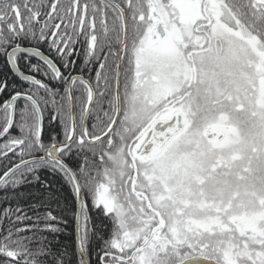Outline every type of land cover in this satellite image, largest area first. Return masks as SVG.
Here are the masks:
<instances>
[{"label":"snow or ice","instance_id":"6c2138e0","mask_svg":"<svg viewBox=\"0 0 264 264\" xmlns=\"http://www.w3.org/2000/svg\"><path fill=\"white\" fill-rule=\"evenodd\" d=\"M45 171L81 264H264V0H0V264H65Z\"/></svg>","mask_w":264,"mask_h":264},{"label":"trees","instance_id":"16d2710c","mask_svg":"<svg viewBox=\"0 0 264 264\" xmlns=\"http://www.w3.org/2000/svg\"><path fill=\"white\" fill-rule=\"evenodd\" d=\"M41 181H47L50 185L49 191L45 193L46 202L50 204L51 210L59 218V231L46 234L48 235V242L52 252L54 255L60 254L65 264H81L76 233L78 202L73 189L63 178L54 176L46 171L41 173ZM43 192L44 190L40 183L28 186L25 189V200L20 201L21 205L27 210L28 203L32 198L39 197ZM88 203L91 218L90 228L93 230L90 246L93 249L92 259L95 260V249L102 243L101 237L107 230L106 224L103 222L106 218L102 216L99 210L91 208L90 198H88Z\"/></svg>","mask_w":264,"mask_h":264},{"label":"water","instance_id":"95a60500","mask_svg":"<svg viewBox=\"0 0 264 264\" xmlns=\"http://www.w3.org/2000/svg\"><path fill=\"white\" fill-rule=\"evenodd\" d=\"M81 199H83V197H81ZM79 208H80V204L78 203V211H77V214H78V212H79ZM78 230H79V225H78V222H77V227H76V232H77V242H78V239H79V236H78ZM78 251H79V249H78ZM79 255H80V253H79Z\"/></svg>","mask_w":264,"mask_h":264},{"label":"rangeland","instance_id":"374dc122","mask_svg":"<svg viewBox=\"0 0 264 264\" xmlns=\"http://www.w3.org/2000/svg\"><path fill=\"white\" fill-rule=\"evenodd\" d=\"M80 256V255H79Z\"/></svg>","mask_w":264,"mask_h":264}]
</instances>
